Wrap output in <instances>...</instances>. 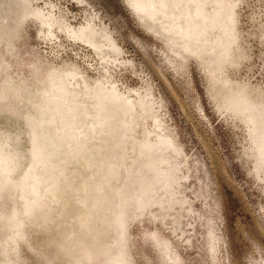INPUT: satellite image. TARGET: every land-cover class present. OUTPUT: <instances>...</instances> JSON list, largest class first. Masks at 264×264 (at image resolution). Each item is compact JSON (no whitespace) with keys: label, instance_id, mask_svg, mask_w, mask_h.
<instances>
[{"label":"rangeland","instance_id":"374dc122","mask_svg":"<svg viewBox=\"0 0 264 264\" xmlns=\"http://www.w3.org/2000/svg\"><path fill=\"white\" fill-rule=\"evenodd\" d=\"M0 264H264V0H0Z\"/></svg>","mask_w":264,"mask_h":264}]
</instances>
